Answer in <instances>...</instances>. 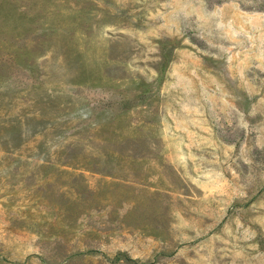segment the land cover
Listing matches in <instances>:
<instances>
[{
    "label": "rangeland",
    "instance_id": "obj_1",
    "mask_svg": "<svg viewBox=\"0 0 264 264\" xmlns=\"http://www.w3.org/2000/svg\"><path fill=\"white\" fill-rule=\"evenodd\" d=\"M0 264H264V0H0Z\"/></svg>",
    "mask_w": 264,
    "mask_h": 264
},
{
    "label": "trees",
    "instance_id": "obj_2",
    "mask_svg": "<svg viewBox=\"0 0 264 264\" xmlns=\"http://www.w3.org/2000/svg\"><path fill=\"white\" fill-rule=\"evenodd\" d=\"M121 255H122V253L116 255V256L113 258V261L115 262V261H119V260H121ZM127 260L132 261L130 258H127Z\"/></svg>",
    "mask_w": 264,
    "mask_h": 264
}]
</instances>
